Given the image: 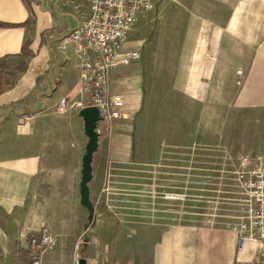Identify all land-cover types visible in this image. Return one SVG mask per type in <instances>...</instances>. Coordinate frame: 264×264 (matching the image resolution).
I'll return each instance as SVG.
<instances>
[{
    "label": "crops",
    "instance_id": "0c3cea01",
    "mask_svg": "<svg viewBox=\"0 0 264 264\" xmlns=\"http://www.w3.org/2000/svg\"><path fill=\"white\" fill-rule=\"evenodd\" d=\"M153 2L154 21L185 14L173 24L179 57L172 66L181 79L169 117H187L190 129L186 138L173 129V121L169 130L155 129L153 110L159 105L153 94L159 89L151 76L164 63L143 61L142 43L148 38L143 22L150 21L140 20L126 47L140 50L141 60L110 77L112 92L125 100V117L114 123L111 136L100 138L94 155L89 185L94 205L101 176L113 166L131 164L139 155L143 164L155 165L161 159L148 151L189 144L185 140L192 137L214 146L226 140L229 103L230 112L244 117L236 131L257 145L253 154L264 153V0ZM186 6L211 8L186 12ZM86 8L87 0H0V264H31L29 242L19 233L43 228L56 245L42 254L41 264H76L84 243L86 264H233L240 256L229 228L147 222L139 226V244L134 239L124 249L119 241L125 228L107 217L110 209H96V221L90 222L81 204L89 142L85 122L79 112L57 111L64 97L69 104L82 99L79 59L69 35ZM155 134L164 138L155 141Z\"/></svg>",
    "mask_w": 264,
    "mask_h": 264
},
{
    "label": "rangeland",
    "instance_id": "374dc122",
    "mask_svg": "<svg viewBox=\"0 0 264 264\" xmlns=\"http://www.w3.org/2000/svg\"><path fill=\"white\" fill-rule=\"evenodd\" d=\"M184 8L187 12L211 7L186 6ZM212 9V13L213 11L219 13V9ZM179 15L176 13L172 16L169 13L164 22L161 19L143 22L142 32L148 38L145 37L146 42L142 43V47H145L144 62L164 63L162 68L154 69L153 77L151 76L155 79L153 85L159 89L158 93L153 94L154 100L158 99L159 105L158 109L153 110L155 129L163 132L169 130L168 125H171L173 121L175 123L173 129L177 126L181 132L180 137L186 138L185 133L190 129L187 117L172 119L169 117L174 112L170 108L176 105L175 97L181 79L178 67L173 69L172 66V62L177 61L179 57L178 39L173 37V33L177 30L173 29V24L184 18L185 14L180 17ZM186 15L190 14L186 13ZM188 42V39L183 41L186 46ZM184 72L187 71L184 70ZM185 101H187L186 98ZM187 103H182V107L186 108ZM232 109V104L229 103L226 140L217 142L216 146L198 140L197 137L185 140L190 143H180V146L171 143L163 147L160 145L158 150L148 151L151 154L156 152V157L161 159L157 164L147 166L140 161L139 155L137 161L113 166V169L105 173L103 179L101 176L99 190H95V208L100 211L110 209L111 212L107 217L112 221L115 220L118 226L120 224L125 228L119 241L125 245L124 249H129L127 245L134 239L136 244H139V226L147 222L169 224L179 221L182 224L232 230L231 226L236 222L234 172L238 168L237 159L243 154H253L251 151L254 149V152L259 151L257 145H251L249 135L236 131L242 128L240 122L244 120V117L237 111L230 112ZM250 119L246 117L245 122L247 123ZM249 124L252 123L249 122ZM154 138L156 141L164 138V135L161 137L155 134ZM171 139L172 135L169 134L168 140ZM107 143L108 141L104 142V144ZM222 148L227 151L226 159ZM140 152L139 149L138 153ZM260 154L264 156L263 152ZM132 158H134L133 154ZM165 193L185 194L186 198L184 201L172 202L163 198ZM156 206L158 209H155Z\"/></svg>",
    "mask_w": 264,
    "mask_h": 264
},
{
    "label": "built area",
    "instance_id": "2783aa9c",
    "mask_svg": "<svg viewBox=\"0 0 264 264\" xmlns=\"http://www.w3.org/2000/svg\"><path fill=\"white\" fill-rule=\"evenodd\" d=\"M154 12L153 0H87L86 10L80 12L78 25L69 35L79 59L82 99L71 104L66 97L60 99L58 113H80L84 108L96 107L102 118L97 128L100 138L111 136L114 123L125 117V100L112 92L111 73L141 60L140 50L126 47L128 37L138 21H154ZM221 150L226 159V149ZM236 164V222L231 229L237 237L236 251L240 257L233 264H264V157L243 154ZM163 198L177 202L184 201L186 195L165 193ZM19 238L29 242L31 264H41L42 254L56 245L48 228L31 234L23 230ZM251 253L254 257L246 256ZM79 260L80 257L76 264Z\"/></svg>",
    "mask_w": 264,
    "mask_h": 264
},
{
    "label": "water",
    "instance_id": "95a60500",
    "mask_svg": "<svg viewBox=\"0 0 264 264\" xmlns=\"http://www.w3.org/2000/svg\"><path fill=\"white\" fill-rule=\"evenodd\" d=\"M79 115L85 122V133L89 139L86 153L83 156L82 180H81V204L89 211L91 223L96 221V208L91 199L90 183L93 180L94 155L99 150L100 134L97 132L98 124L102 121L100 112L96 107H87L80 111ZM88 251L87 243H84L80 251L79 264H86L85 256Z\"/></svg>",
    "mask_w": 264,
    "mask_h": 264
},
{
    "label": "trees",
    "instance_id": "16d2710c",
    "mask_svg": "<svg viewBox=\"0 0 264 264\" xmlns=\"http://www.w3.org/2000/svg\"><path fill=\"white\" fill-rule=\"evenodd\" d=\"M21 72L24 71V66L20 67ZM15 80V77L13 78Z\"/></svg>",
    "mask_w": 264,
    "mask_h": 264
},
{
    "label": "flooded vegetation",
    "instance_id": "af4514ba",
    "mask_svg": "<svg viewBox=\"0 0 264 264\" xmlns=\"http://www.w3.org/2000/svg\"><path fill=\"white\" fill-rule=\"evenodd\" d=\"M175 202V201H174Z\"/></svg>",
    "mask_w": 264,
    "mask_h": 264
}]
</instances>
